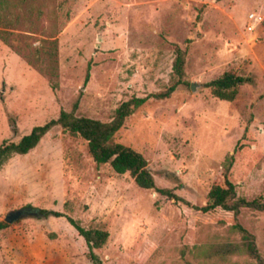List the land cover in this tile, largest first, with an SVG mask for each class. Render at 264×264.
<instances>
[{"label":"rangeland","instance_id":"obj_1","mask_svg":"<svg viewBox=\"0 0 264 264\" xmlns=\"http://www.w3.org/2000/svg\"><path fill=\"white\" fill-rule=\"evenodd\" d=\"M27 1L35 15L42 11L26 27L37 33L35 46L41 34L59 32L58 77L0 40V146L72 112L76 102L77 116L109 122L123 102L148 98L115 141L144 155L158 188L204 206L213 186H225L233 156L228 177L238 195L264 201V0ZM177 46L187 52L181 79L173 70ZM226 72L250 80L234 101L206 87ZM174 85L169 98L153 97ZM28 206L65 216L8 224L0 231V264H91L67 217L109 232L97 251L105 264H200L201 249L239 239L229 233L237 221L264 256L263 212L243 209L236 220L221 208L203 213L141 189L110 163L98 167L88 143L59 126L0 168V222Z\"/></svg>","mask_w":264,"mask_h":264},{"label":"trees","instance_id":"obj_2","mask_svg":"<svg viewBox=\"0 0 264 264\" xmlns=\"http://www.w3.org/2000/svg\"><path fill=\"white\" fill-rule=\"evenodd\" d=\"M29 5L27 0H0V40L8 44L18 55L23 57L29 63L39 67L50 79L58 77V30L49 32L48 36L41 34L40 46H35L37 33L26 28L27 25L33 27L42 17V11ZM35 17V18H34ZM24 19V21H23ZM18 24L23 27L24 33H15L10 29ZM47 37V38H45ZM176 59L173 70L180 79L185 75V65L187 52L180 47H176ZM86 78V83L89 79ZM250 80L239 76L233 72H226L221 78L206 84L211 88L213 95L224 101H234L239 93V88L247 84ZM57 84H53L56 88ZM174 85L166 92L153 95L156 99L169 98L176 90ZM148 98H132L123 102L115 111L109 122L81 117L76 115L78 102L72 112L61 111L57 119H53L44 125L36 126L32 131L23 136L18 142L4 141L0 146V168L13 156H24L36 149L43 138L57 126L61 127L63 132L72 137H80L88 143V150L99 167L110 163L117 174H127L134 179L136 185L145 190H155L161 195L168 197L175 203L182 202L189 207L209 213L218 208L232 212L238 220L243 209L264 213V201L260 199L248 200L238 195L237 186L230 181L228 172L233 163V156L229 159L225 175V186L215 185L208 194V201L204 206H192L190 202L176 195L173 190L158 188L155 177L149 168V163L143 154L115 141L116 135L124 127L126 120L140 107H142ZM15 127V126H14ZM16 131V128H14ZM41 217H64L61 212L52 210L36 209ZM69 223L84 238L89 248L88 259L91 264H105L97 251L102 249L109 239V232L102 229L85 228L78 221L67 217ZM9 225L0 222V231ZM229 233L239 236L235 242H223L215 247L201 249L202 257L200 264H229L232 258H247L251 264H264V256L259 251L256 243V237L246 229L240 222H236L229 228ZM213 248V250H212ZM193 253V252H191Z\"/></svg>","mask_w":264,"mask_h":264},{"label":"water","instance_id":"obj_3","mask_svg":"<svg viewBox=\"0 0 264 264\" xmlns=\"http://www.w3.org/2000/svg\"><path fill=\"white\" fill-rule=\"evenodd\" d=\"M191 88L193 91H196L198 88V85L192 83ZM31 216L38 217L39 213L37 211H35L33 208H28V207L18 209V210H14V211H11L7 214V216L5 218V223L14 224L16 222H19V221H21L25 218H29Z\"/></svg>","mask_w":264,"mask_h":264}]
</instances>
